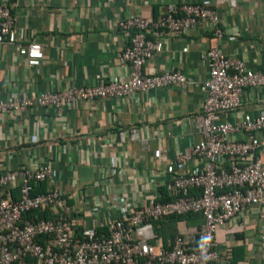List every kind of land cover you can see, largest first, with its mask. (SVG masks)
<instances>
[{
    "label": "crops",
    "instance_id": "crops-1",
    "mask_svg": "<svg viewBox=\"0 0 264 264\" xmlns=\"http://www.w3.org/2000/svg\"><path fill=\"white\" fill-rule=\"evenodd\" d=\"M184 2L214 8L223 37L217 39L206 20L186 33L164 34L161 51L147 61L143 72L181 71L189 80L186 87L77 100L74 108L23 109L0 120V167L51 165L54 184L67 193L84 226L114 219L128 206L152 197L162 201L172 174L200 165L189 160L177 167L176 159L202 139L198 123L208 77L202 54L217 46L248 68L264 72V0H13L18 42L37 40L44 58L38 67H30L16 45L0 44L3 98L126 81L129 68L120 64L119 55L130 34L118 22L136 15L158 18L169 4ZM263 111L264 86L247 88L241 105L220 113L218 119L236 123L246 114L254 117ZM133 127L144 143L130 140ZM255 136L264 140V130ZM244 137L242 132L231 136ZM258 155L264 163V147ZM193 224L194 220H178L176 234ZM217 239L219 262L229 257L235 263L264 264V221L254 208L222 226Z\"/></svg>",
    "mask_w": 264,
    "mask_h": 264
},
{
    "label": "built area",
    "instance_id": "built-area-1",
    "mask_svg": "<svg viewBox=\"0 0 264 264\" xmlns=\"http://www.w3.org/2000/svg\"><path fill=\"white\" fill-rule=\"evenodd\" d=\"M12 1L0 0V44L16 45L27 65L38 67L44 58L42 45L37 40L18 42ZM203 20L217 39L223 37L218 12L202 3H171L158 18L136 15L121 20L118 27L130 34L119 55L120 64L129 68L128 80L0 97V120L23 109L74 108L77 100L127 97L168 86L184 88L189 80L181 71L144 73L143 66L161 51V36L186 33ZM202 57L208 67L198 123L202 139L176 159L177 167L189 160H198L200 165L171 175L165 183L171 199L152 197L128 206L114 219L84 226L69 205L67 193L54 184L51 165L0 167V264L232 263L229 257L219 262V229L248 208H254L264 221V163L258 155L264 140L255 136L264 130V111L254 117L246 114L236 123L222 122L218 115L236 110L247 88L264 86V72L248 68L217 46ZM237 132L245 137L231 138ZM119 137L125 140L123 132ZM129 138L144 143L137 127L130 129ZM39 182L45 183V191L33 194ZM183 214H199L203 221L187 226L166 245L156 234L154 222Z\"/></svg>",
    "mask_w": 264,
    "mask_h": 264
},
{
    "label": "trees",
    "instance_id": "trees-1",
    "mask_svg": "<svg viewBox=\"0 0 264 264\" xmlns=\"http://www.w3.org/2000/svg\"><path fill=\"white\" fill-rule=\"evenodd\" d=\"M34 187H35V190H34L33 194L45 191V183H43V182H39V183L35 184ZM163 196H164V199H162V201H166V200L171 199L170 197H168V194H167L165 187L163 189ZM42 216L46 217L48 215L46 213H44V214H42ZM181 219L194 220L196 225H200L201 222L203 221V219L200 217L199 214L172 215V216L166 217L162 220L155 221L154 225H155V229L157 231L156 233L163 236V240H164V243L166 245L176 235L177 230H176L175 223ZM231 264H235V262H232Z\"/></svg>",
    "mask_w": 264,
    "mask_h": 264
}]
</instances>
